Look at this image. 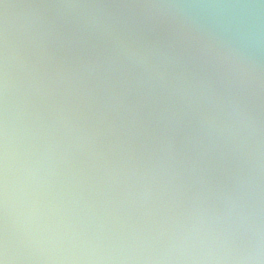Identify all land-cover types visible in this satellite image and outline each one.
I'll return each mask as SVG.
<instances>
[{
	"label": "water",
	"instance_id": "95a60500",
	"mask_svg": "<svg viewBox=\"0 0 264 264\" xmlns=\"http://www.w3.org/2000/svg\"><path fill=\"white\" fill-rule=\"evenodd\" d=\"M3 264H264V0H0Z\"/></svg>",
	"mask_w": 264,
	"mask_h": 264
},
{
	"label": "clouds",
	"instance_id": "9594fccd",
	"mask_svg": "<svg viewBox=\"0 0 264 264\" xmlns=\"http://www.w3.org/2000/svg\"><path fill=\"white\" fill-rule=\"evenodd\" d=\"M0 264H3V261H0Z\"/></svg>",
	"mask_w": 264,
	"mask_h": 264
}]
</instances>
